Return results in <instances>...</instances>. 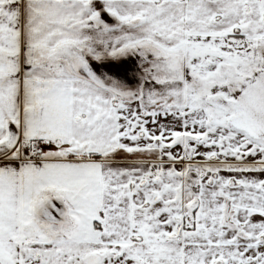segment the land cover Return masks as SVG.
I'll list each match as a JSON object with an SVG mask.
<instances>
[{
  "label": "snow or ice",
  "instance_id": "snow-or-ice-1",
  "mask_svg": "<svg viewBox=\"0 0 264 264\" xmlns=\"http://www.w3.org/2000/svg\"><path fill=\"white\" fill-rule=\"evenodd\" d=\"M0 264H264V0H0Z\"/></svg>",
  "mask_w": 264,
  "mask_h": 264
}]
</instances>
